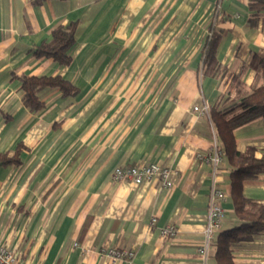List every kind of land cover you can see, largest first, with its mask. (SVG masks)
I'll list each match as a JSON object with an SVG mask.
<instances>
[{
    "label": "crops",
    "instance_id": "0c3cea01",
    "mask_svg": "<svg viewBox=\"0 0 264 264\" xmlns=\"http://www.w3.org/2000/svg\"><path fill=\"white\" fill-rule=\"evenodd\" d=\"M249 1L0 0V155L19 151L17 163L0 160V240L21 263L202 264L214 185L227 195L222 230L238 224L228 160L214 172L197 155L218 142L201 110L225 105L232 77L248 90L264 85V69L251 65L264 59V11L253 25ZM217 8L229 19L218 24L217 49L227 74L215 77L202 65ZM74 22L70 65L34 57L56 27ZM24 76H61L78 95L45 89L33 111ZM235 139L263 158L264 120ZM151 163L173 170V187L113 181L117 168ZM243 195L264 204V173L245 180ZM168 225L173 238L161 235ZM115 247L135 256L114 261L106 252ZM233 256L264 264V233Z\"/></svg>",
    "mask_w": 264,
    "mask_h": 264
},
{
    "label": "trees",
    "instance_id": "16d2710c",
    "mask_svg": "<svg viewBox=\"0 0 264 264\" xmlns=\"http://www.w3.org/2000/svg\"><path fill=\"white\" fill-rule=\"evenodd\" d=\"M45 0H31L38 4ZM250 9L254 18L264 11V0H250ZM223 16L217 8L203 51V75L225 76L227 68L217 60V49L224 31L218 28ZM77 23L56 27L49 41H44L33 49L35 58H49L60 66H68L72 62L71 50L76 44ZM251 65L264 69V59L254 57ZM24 101L27 107L38 111L44 107L39 94L45 89H59L64 96L78 95V89L61 76L22 77ZM229 97L223 106H215L210 111L220 149L232 167V195L238 224L231 229L222 230L216 234L211 243L212 258L216 264H237L233 256V247L242 242L252 240L264 233V204L250 200L243 195L245 180L255 179L264 173V157L256 158L255 149L249 148L240 152L236 146L235 131L256 120H264V85L248 90L242 80V75H234L229 89ZM233 95V97H232ZM17 150L13 154L0 155L3 164L18 162ZM210 251V252H211Z\"/></svg>",
    "mask_w": 264,
    "mask_h": 264
},
{
    "label": "built area",
    "instance_id": "2783aa9c",
    "mask_svg": "<svg viewBox=\"0 0 264 264\" xmlns=\"http://www.w3.org/2000/svg\"><path fill=\"white\" fill-rule=\"evenodd\" d=\"M196 111H200L195 107ZM202 115L210 117L209 107L201 110ZM197 159L209 164L214 172L218 170L223 162L224 154L220 149L218 142H215L214 147L206 152L199 153ZM113 181H130L134 185L141 186L159 181L161 185L170 189L174 185L173 170L169 167L160 165L158 163L133 165L117 168L113 174ZM227 195L225 191L214 185L211 190L210 205L207 215L206 229H205V242L199 248V253L203 256L202 264H209L211 243L216 234L222 231L224 220L226 217L223 203ZM156 219H153L154 224ZM177 234V229L174 225H168L161 230V235L164 238H173ZM77 245V244H76ZM106 255L114 261L126 260L130 261L135 256L134 251L130 249L115 247L106 252ZM0 264H23L19 261L17 255L0 240Z\"/></svg>",
    "mask_w": 264,
    "mask_h": 264
}]
</instances>
